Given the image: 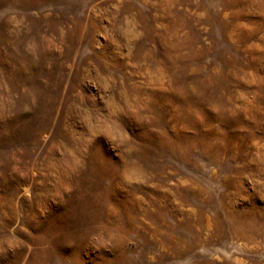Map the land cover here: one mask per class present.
Instances as JSON below:
<instances>
[{
    "label": "rangeland",
    "instance_id": "rangeland-1",
    "mask_svg": "<svg viewBox=\"0 0 264 264\" xmlns=\"http://www.w3.org/2000/svg\"><path fill=\"white\" fill-rule=\"evenodd\" d=\"M0 264H264V0H0Z\"/></svg>",
    "mask_w": 264,
    "mask_h": 264
}]
</instances>
